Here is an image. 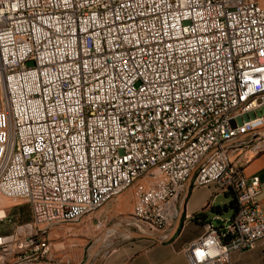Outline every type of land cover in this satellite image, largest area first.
I'll list each match as a JSON object with an SVG mask.
<instances>
[{
  "label": "built area",
  "instance_id": "obj_1",
  "mask_svg": "<svg viewBox=\"0 0 264 264\" xmlns=\"http://www.w3.org/2000/svg\"><path fill=\"white\" fill-rule=\"evenodd\" d=\"M262 128L264 0H0V195L31 209L0 235L1 262L40 264L49 226L131 187L123 226L167 234L192 176L234 211L206 222L189 263L230 264L264 238L244 171Z\"/></svg>",
  "mask_w": 264,
  "mask_h": 264
},
{
  "label": "crops",
  "instance_id": "obj_2",
  "mask_svg": "<svg viewBox=\"0 0 264 264\" xmlns=\"http://www.w3.org/2000/svg\"><path fill=\"white\" fill-rule=\"evenodd\" d=\"M258 134H263L262 137L264 138V128L258 130ZM244 171L247 175H257L259 177L260 189L257 199L264 215V151L245 163ZM219 199H221L222 204ZM230 200L227 195L216 192L213 185H194L193 177L190 176L183 185L178 198L173 203L175 216L173 226L167 234L146 233L140 230H130L131 227H126L125 233L120 235V239L115 240L113 237L110 238L114 234V231H111L109 239H103L94 248L92 253L86 254L85 261L82 258L79 260L73 257L74 261H76H73V263L190 264L185 247L206 230V222L213 219L214 216L226 218L233 214L234 208L230 206ZM121 208L119 206V199H115L110 205H104L91 218H87V220L82 219L83 223H81V220V227L78 229L86 231L88 227L95 224L97 219H101L105 223L111 219V213L115 214ZM2 211L4 212V210ZM200 212L204 216L195 219L194 215ZM47 236L50 239L49 233ZM68 241L73 242L75 240L71 238ZM51 246L52 243H50V251L52 249ZM47 257L42 258L40 264H52L50 263V258ZM13 260L12 262H15L16 258L14 257ZM8 264L12 263L9 262ZM230 264H264V238L258 240L252 248L231 252Z\"/></svg>",
  "mask_w": 264,
  "mask_h": 264
},
{
  "label": "rangeland",
  "instance_id": "obj_3",
  "mask_svg": "<svg viewBox=\"0 0 264 264\" xmlns=\"http://www.w3.org/2000/svg\"><path fill=\"white\" fill-rule=\"evenodd\" d=\"M115 199H119V206L122 208L115 214L109 212L112 214L111 219L105 223L103 222L101 227H96L94 224L88 227L86 231L78 229L81 227V223H83L84 219L87 220V218H91L97 212L85 216L81 223H61L49 226L50 230L48 233L50 243H52V249L46 256L50 258V263L65 264L67 259L73 262V257L79 260L82 258L83 261H85L86 254L92 253L94 248H96L103 239L109 237L111 231H114V234L110 238L113 237L115 240H119L120 235L125 233L126 229V226H123L121 221L130 215L133 208V187L127 189L105 205H110ZM219 201L222 204L221 199H219ZM1 209L4 210V212ZM0 213L5 214V218L0 221V235L11 234L17 226L24 225L31 221L29 204L21 198H7L0 195ZM130 230L137 229L130 228ZM71 238L75 241L69 242L68 240ZM82 255H84V257H82ZM13 258L14 256H9L6 262L2 263L0 257V264H8L9 262L14 264V262H12L14 261Z\"/></svg>",
  "mask_w": 264,
  "mask_h": 264
},
{
  "label": "trees",
  "instance_id": "obj_4",
  "mask_svg": "<svg viewBox=\"0 0 264 264\" xmlns=\"http://www.w3.org/2000/svg\"><path fill=\"white\" fill-rule=\"evenodd\" d=\"M230 206H233V201L232 200H230ZM204 216V214H202V213H198V214H196V215H194V218L195 219H197V218H199V217H203Z\"/></svg>",
  "mask_w": 264,
  "mask_h": 264
},
{
  "label": "bare ground",
  "instance_id": "obj_5",
  "mask_svg": "<svg viewBox=\"0 0 264 264\" xmlns=\"http://www.w3.org/2000/svg\"><path fill=\"white\" fill-rule=\"evenodd\" d=\"M262 136H263V134H258V137L263 138ZM0 214H2V213H0ZM205 231H207V225H206V230Z\"/></svg>",
  "mask_w": 264,
  "mask_h": 264
}]
</instances>
